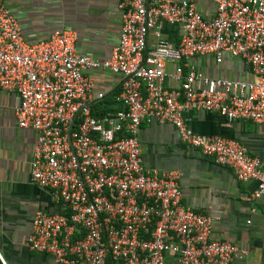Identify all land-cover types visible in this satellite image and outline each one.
I'll use <instances>...</instances> for the list:
<instances>
[{
	"label": "built area",
	"instance_id": "built-area-1",
	"mask_svg": "<svg viewBox=\"0 0 264 264\" xmlns=\"http://www.w3.org/2000/svg\"><path fill=\"white\" fill-rule=\"evenodd\" d=\"M118 8L117 45L98 60L78 54L67 29L28 43L0 0V89L17 95L18 126L35 134L31 182L66 212H36L26 243L53 264L241 261L244 248L211 238L210 216L182 206L178 172H146L138 134L144 122L170 124L238 182H254L249 200L264 197V165L242 143L197 135L184 118L206 112L264 127V0H119ZM200 58L238 60L246 76H211ZM92 71L120 76L119 110L93 115L105 95L86 77Z\"/></svg>",
	"mask_w": 264,
	"mask_h": 264
},
{
	"label": "crops",
	"instance_id": "crops-1",
	"mask_svg": "<svg viewBox=\"0 0 264 264\" xmlns=\"http://www.w3.org/2000/svg\"><path fill=\"white\" fill-rule=\"evenodd\" d=\"M16 17L28 43L46 40L56 30L67 29L76 36V52L103 60L117 45L120 30L119 0H3ZM205 8V6H204ZM200 70L211 76L237 79L246 76L238 60L226 58L216 66L210 58L196 60ZM172 65L167 66L170 73ZM105 95L95 102L107 114L120 109L114 101L121 78L103 71L86 74ZM168 86H173L167 80ZM16 94L0 89V264H53L33 252L26 239L36 212L66 214L51 202L48 190L31 182L30 164L35 134L19 128L14 111ZM188 128L201 136H222L242 143L251 157L264 165V127L250 121L228 122L218 114L188 112ZM142 164L146 172L180 174L181 204L212 218L211 238L245 249L246 257L234 264H264V197L249 200L254 182H238L231 169L204 157L198 149L181 142L170 124L144 122L138 134ZM165 264H175L171 255Z\"/></svg>",
	"mask_w": 264,
	"mask_h": 264
},
{
	"label": "trees",
	"instance_id": "trees-1",
	"mask_svg": "<svg viewBox=\"0 0 264 264\" xmlns=\"http://www.w3.org/2000/svg\"><path fill=\"white\" fill-rule=\"evenodd\" d=\"M100 105L97 106H92V113L94 116H103L107 115V111L104 110V108L99 107Z\"/></svg>",
	"mask_w": 264,
	"mask_h": 264
}]
</instances>
